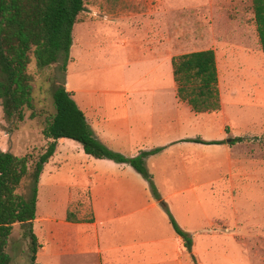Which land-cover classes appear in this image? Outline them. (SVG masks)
<instances>
[{
  "label": "crops",
  "instance_id": "crops-1",
  "mask_svg": "<svg viewBox=\"0 0 264 264\" xmlns=\"http://www.w3.org/2000/svg\"><path fill=\"white\" fill-rule=\"evenodd\" d=\"M202 1L193 5L188 0L171 4L166 0H99L92 5L84 0L79 16L88 7L87 13H98L99 20L77 21L72 28L66 89L96 138L108 148L134 156L141 150L161 147L145 158V164L164 202L195 189L194 180L204 173L207 182L217 181L220 172L233 163L229 151L235 143L229 144L228 139L243 134L242 128L233 127L226 105H244L246 92L251 91L247 90L250 73L242 71L244 64L230 62L224 68L230 71L221 76L212 14L208 36L202 32V38L192 37V13L202 12L205 6L218 8L210 0ZM173 11L179 18L183 16V21L172 22ZM197 18L206 20L200 15ZM85 34L96 37L91 45L96 52L90 53L91 46L83 42ZM109 35L119 39L117 62L137 67V76L104 79L86 71L98 55L102 59V46ZM175 35L180 37L178 44L172 42ZM203 49L215 53L220 108L194 112L176 97L171 59ZM258 95L260 106L264 89H257ZM197 137L224 142L187 141ZM181 180H187L188 185L178 184ZM85 189L88 202L82 205L77 201ZM67 211L74 220L67 219ZM15 225L25 232L24 225L14 223L5 247ZM32 231L38 243L35 264H188L189 252H185L181 237L145 179L129 164L94 158L65 137L58 139L39 175ZM187 232L193 238L192 247H196L195 229ZM24 237L28 238L25 233ZM189 254H193L192 249Z\"/></svg>",
  "mask_w": 264,
  "mask_h": 264
},
{
  "label": "rangeland",
  "instance_id": "rangeland-1",
  "mask_svg": "<svg viewBox=\"0 0 264 264\" xmlns=\"http://www.w3.org/2000/svg\"><path fill=\"white\" fill-rule=\"evenodd\" d=\"M166 1L171 4L174 0ZM210 1L218 8L205 6L202 12H193L190 34L196 39L201 37L202 32H207L208 36L212 30V14L215 19L214 38L219 40L216 54L221 76L225 77L230 71L224 70L230 62L244 64L242 71L250 73L251 84L247 90L251 91L246 92L244 105L236 108L228 105L229 102L226 105L234 122L233 127L242 128L243 134L240 135L245 140L232 146L229 157L233 163L226 172H220L217 181L207 182L208 177L204 173L194 180L197 184L195 189L165 202L183 230L195 229L197 242H194L196 247H192L193 257L188 253V264H264V102L257 106L259 95L256 97V90L264 89V52L258 44L251 0ZM85 2L95 5L99 0ZM188 2L196 5L203 1ZM86 10L88 12V7ZM87 12H83L78 21L99 20L98 13ZM199 15L206 20L197 18ZM172 17V22L183 21V16L179 18L175 11ZM111 36L102 46V59L99 60L98 55L90 63L93 67L86 71L91 76L104 79L137 76V67L122 66L117 62L115 55L119 39ZM208 38L211 40L210 34ZM94 39L96 37L88 34L82 38L88 46L93 45ZM179 39L178 35L173 36V44H178ZM96 50L94 47L90 53ZM60 64L58 62L41 69L31 66L32 108H24L22 120H8L0 104V149L15 155L31 154L33 157L43 152L47 139L42 134V128L54 112L52 90L58 83H64L67 87V66L63 71ZM245 64L253 65L254 69L250 70ZM143 71H149V68H143ZM252 72L255 74L252 75ZM245 120L249 123L246 124ZM178 184L188 185V182L181 180ZM77 202L87 204L86 189ZM8 242L4 250L10 258L9 264H29V240L24 237L23 229L15 225ZM184 250L188 252L185 246Z\"/></svg>",
  "mask_w": 264,
  "mask_h": 264
},
{
  "label": "trees",
  "instance_id": "trees-1",
  "mask_svg": "<svg viewBox=\"0 0 264 264\" xmlns=\"http://www.w3.org/2000/svg\"><path fill=\"white\" fill-rule=\"evenodd\" d=\"M251 6L259 47L264 52V0H251ZM83 10L84 0H0V104L8 120H22L24 108H32V65L41 69L61 62L60 68L65 71L72 28ZM171 67L179 100L186 102L194 112L220 108L218 73L212 49L174 55ZM51 96L54 112L42 128L47 139L43 152L33 157L0 149V264H9L10 258L4 249L14 223L24 225L31 253L29 264H35L38 243L32 231V220L35 217L38 178L61 137L79 143L83 151L94 158H108L133 167L145 179L151 195L160 202L174 231L191 253V234L176 222L145 164V158L161 147L141 150L134 156L114 151L96 138L64 83H58ZM244 140V136H235L230 137L228 143ZM187 141L203 144L224 142L199 137ZM71 215L67 211L68 220H74Z\"/></svg>",
  "mask_w": 264,
  "mask_h": 264
}]
</instances>
